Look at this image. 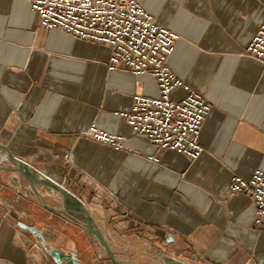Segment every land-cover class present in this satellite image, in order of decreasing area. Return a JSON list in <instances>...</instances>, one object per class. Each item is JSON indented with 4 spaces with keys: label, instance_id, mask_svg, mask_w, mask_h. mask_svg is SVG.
Instances as JSON below:
<instances>
[{
    "label": "crops",
    "instance_id": "1",
    "mask_svg": "<svg viewBox=\"0 0 264 264\" xmlns=\"http://www.w3.org/2000/svg\"><path fill=\"white\" fill-rule=\"evenodd\" d=\"M137 1L181 36L168 64L212 105L200 157L152 145L122 116L136 95L157 94L154 76L110 70L108 45L42 27L27 0H0V144L79 198L121 261L164 264V253L186 264H264L252 199L230 191L235 176L264 171V64L246 54L264 0ZM93 124L126 137V148L84 136ZM35 188L45 203L0 154V264H55L32 248L37 237L46 250L19 226L23 216L82 264L109 260L63 215L83 213L59 191Z\"/></svg>",
    "mask_w": 264,
    "mask_h": 264
},
{
    "label": "built area",
    "instance_id": "2",
    "mask_svg": "<svg viewBox=\"0 0 264 264\" xmlns=\"http://www.w3.org/2000/svg\"><path fill=\"white\" fill-rule=\"evenodd\" d=\"M38 14L40 25L60 30L83 40L111 48L109 69L123 68L136 75L151 74L157 79V94L134 97L132 108L122 116L134 135L143 136L163 150H173L196 160L204 148L201 131L212 105L197 90L183 82L168 64L181 36L160 25L137 0H27ZM246 54L264 64V21L257 29ZM182 88L185 95L173 98ZM84 136L123 150L127 138L93 124ZM71 161V154L65 156ZM159 162L156 157H149ZM232 194L245 193L255 206V223L264 228V171L257 169L247 180L235 176Z\"/></svg>",
    "mask_w": 264,
    "mask_h": 264
},
{
    "label": "water",
    "instance_id": "3",
    "mask_svg": "<svg viewBox=\"0 0 264 264\" xmlns=\"http://www.w3.org/2000/svg\"><path fill=\"white\" fill-rule=\"evenodd\" d=\"M0 154H4L5 156H7V159H9L16 165V170L22 176L26 178H31L32 186L34 187L36 193L44 203V196L39 192V190L35 188L36 185L51 188L50 194H53L55 190L59 191L61 194H63L68 204L72 203L77 212L83 213L84 216H81L76 212H70V214L63 215L69 217L75 222V224L81 226L84 230H86L95 240V242H97V244L100 246L102 252L109 257L113 264H130L128 262H124L118 259L117 253L111 247L107 235L93 222L90 212L79 198H77L76 196H72V194H70V192H68L58 182L49 178L45 174L38 172L35 168L30 166L23 159L13 155L7 146L0 144ZM19 226L25 230L31 231L42 239L48 255L52 258L55 264H82L79 261V258L76 253H66L60 248L52 247L46 241L42 232L35 226L28 225L24 222H19ZM159 258L164 264H186L182 260L164 253H160Z\"/></svg>",
    "mask_w": 264,
    "mask_h": 264
},
{
    "label": "rangeland",
    "instance_id": "4",
    "mask_svg": "<svg viewBox=\"0 0 264 264\" xmlns=\"http://www.w3.org/2000/svg\"><path fill=\"white\" fill-rule=\"evenodd\" d=\"M35 215H37V218H39L40 217V214H35ZM34 215V216H35ZM21 220H22V222H25V223H30L29 225H32L31 224V218L30 217H27L26 218V216H23V218H21ZM36 228L37 229H39V230H41L42 228L41 227H38V226H36ZM33 243L31 244L32 245V248L36 245V247H35V249L39 252V253H43V254H48L47 253V251L44 249V247H42V245H41V241H40V239L39 238H37V237H35V239H33V241H32ZM95 264H113L112 262H111V260L109 259H106V261L105 262H103V261H98V262H96Z\"/></svg>",
    "mask_w": 264,
    "mask_h": 264
}]
</instances>
